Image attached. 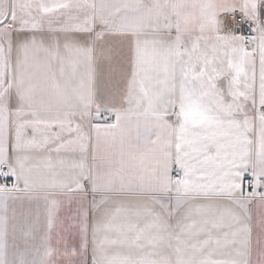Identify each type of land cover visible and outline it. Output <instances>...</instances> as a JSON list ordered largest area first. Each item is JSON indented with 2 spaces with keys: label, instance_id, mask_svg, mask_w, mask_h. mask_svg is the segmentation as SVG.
<instances>
[{
  "label": "snow or ice",
  "instance_id": "1",
  "mask_svg": "<svg viewBox=\"0 0 264 264\" xmlns=\"http://www.w3.org/2000/svg\"><path fill=\"white\" fill-rule=\"evenodd\" d=\"M0 264H264V0H0Z\"/></svg>",
  "mask_w": 264,
  "mask_h": 264
}]
</instances>
